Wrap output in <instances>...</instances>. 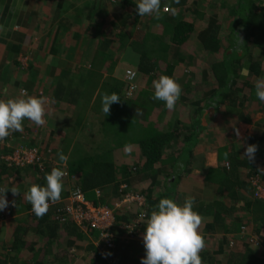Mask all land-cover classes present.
<instances>
[{
	"label": "trees",
	"instance_id": "trees-1",
	"mask_svg": "<svg viewBox=\"0 0 264 264\" xmlns=\"http://www.w3.org/2000/svg\"><path fill=\"white\" fill-rule=\"evenodd\" d=\"M97 1L117 5L113 11L123 14H127L132 9L135 11V15H133L135 21L140 22L136 10L137 0ZM222 5L223 10L220 9ZM165 6L168 9L172 8V11L181 13V15L182 13H186V15H182L183 19L176 22L178 20L175 18L179 16L164 14L163 8ZM214 10L217 12L220 10L222 17L228 16L237 19L233 24V30L226 33L223 38L220 35L222 34L221 24L216 25L217 16H213ZM160 11L163 13L160 20L162 19L163 25L168 28V32L164 34L166 43L161 48H156L146 35H141L138 40L135 39L134 45L136 47L134 46V48L139 55L138 70L141 73L153 74L152 72L164 58L166 63L162 75L172 77L176 81V77H174L175 65L171 64L169 59L170 52L175 51L172 48L182 50V48L187 47L194 51L196 49L194 46L198 47L200 43L202 50L209 51L213 55L211 61L205 62L209 67L203 73V82L211 79L217 86V90H213V96L220 100L214 104L216 110L228 101L227 111L239 122L250 124L252 116H250L249 111H246L244 102L246 99L247 101L251 100L250 104L254 101L259 102L255 95V85L251 84V80L262 73L264 64H251L249 60L251 56L248 50L240 51L239 48L244 47L245 44L254 46L255 42L264 39V0H161ZM188 14L203 22H210L209 26L204 32L200 31L202 27L196 30L193 23L184 20ZM155 19L158 20L159 18ZM123 34L125 32L121 31L120 35ZM155 39L157 41L158 37L155 36ZM106 52L105 49L99 51L95 57V63L102 66L104 63L114 65ZM184 62L185 60L181 61L182 65L186 64ZM190 64L192 65V63ZM243 67L249 69L248 77L240 75ZM182 68L184 69L183 66ZM22 70L36 74L31 65L26 68L22 67L20 71ZM87 73L89 79H87L88 82H85L86 86L89 85L90 88V85L96 81L97 85L101 84L102 89L100 91L94 89L91 94L89 93L87 101H91L93 93L97 92L98 94L95 101L88 102L84 107L83 111H88L85 116L71 120L70 124L68 121L54 128L52 133H59V137L56 138L53 135L51 139L57 142V147L51 152L49 145L44 149L37 147L42 166L37 164L23 168L15 167L7 162V158L12 155H5L4 148L0 147V187L5 190L15 188L18 193V195H14L9 191L6 194L8 207L0 211V217L3 215L5 219H8L22 214L23 209L31 210L30 203L26 199V193L32 185L46 186L45 176L50 174L53 168H58L57 164H64L58 158V153H63L68 157L67 163L64 164L68 177L62 181L63 191L60 200L65 201L75 188L80 189L86 197L90 195V192L98 190L99 195L93 199L94 205L97 208L113 211L121 225L117 232L118 225L110 228V231L114 233L115 246L109 250L105 243L98 242L95 245L89 241V237L92 239L95 237L94 234L97 233L95 230L77 228L69 222L60 224L59 221H55V210L63 208L62 204L61 206L57 204L48 208V211L41 217L32 213V215L21 218L25 220L24 226L21 228L15 226L11 242H6L0 253V264H51L49 261L55 254L49 248L53 244L56 245L62 235L64 242L70 246H72L71 244L74 245L76 241L82 244L84 242L87 252H90L89 255L92 257L91 264H141V259L145 256L143 233L151 212L155 210L160 199L170 198L174 200L175 194H173L172 189L177 182H171L173 177L179 181L189 176L197 167L196 164L199 163L198 159L193 156V150L200 142L201 134L206 128L203 127L199 119L198 110L196 115L188 120V123L184 124L179 119H174V121L165 124L167 115L173 112L179 114L182 110L181 106L170 111L165 106H160L162 101L159 103L157 100L149 98L148 100L159 106L155 109V111H160L158 113L159 119L148 122L145 124L142 133L136 134L133 125L138 120H135L133 114L139 111L134 107H142L147 112L143 101H146L144 97L148 98V91L142 93V95L144 94L143 101H136L132 98L133 101L131 99L123 100L120 97V90L102 83V71L90 70ZM185 87L186 85L183 83L181 85L182 91ZM88 90L85 92L81 88L79 93L83 96H77L71 102L79 106L81 99L87 97ZM113 93L117 94L121 101L113 104L110 113L106 115L102 111V97L105 94ZM137 94L135 99L140 98ZM153 94L154 92L150 95L153 97ZM263 106L264 103H260V107ZM145 127L152 130L150 135H146ZM19 136V143H21L19 148L29 149L40 144V138L43 135L37 134L34 137V135L30 136L26 133L19 135L12 132L3 141H14ZM42 144L44 145V143ZM249 145L257 146L255 158L251 161L244 157ZM132 146H136L138 149V161L126 163V149L129 150ZM218 159L219 163L225 162L216 168H210L206 178L208 180L215 178V183L221 186L220 192H226L235 201L236 190H241L247 194L252 193V196L257 192V188L264 191L263 132L261 135L251 136L243 141H233L230 146L220 148ZM148 179L151 183L144 190L139 189L138 193H135L144 198L143 206L132 204L128 207L116 208V205L120 204L125 196L134 194L131 189L141 186L142 182ZM237 198H239L238 195ZM254 201L253 204L251 203L252 210L249 209L251 208L249 206L244 209L248 210L243 211L244 216H239L241 211H236L237 204H234L230 209H222L216 212L212 224L207 226L205 233L211 234L212 230L225 225V214H233V227L225 228L223 232L225 234H239V240L232 238L233 247L229 246V248L233 249L234 245H238L237 243L242 240L250 249H255L253 251L243 249L246 251L244 256L229 252L219 264H264V198L256 197ZM235 215L239 217L236 218ZM21 219H12L7 224L6 222L0 223V228L3 230L1 237L5 235L6 226L16 225V222ZM124 227L128 229H124ZM129 228H132V232H129ZM243 229L247 233L245 239L241 237ZM121 235L124 237L118 240L117 238ZM41 242H43V247ZM225 242L227 245L230 244L229 241ZM203 250L199 253L202 264H214L213 257ZM224 250L221 247L218 255H221ZM109 252L112 255H109ZM104 254L107 256L105 257ZM47 258L49 261H46Z\"/></svg>",
	"mask_w": 264,
	"mask_h": 264
},
{
	"label": "crops",
	"instance_id": "crops-1",
	"mask_svg": "<svg viewBox=\"0 0 264 264\" xmlns=\"http://www.w3.org/2000/svg\"><path fill=\"white\" fill-rule=\"evenodd\" d=\"M116 6L97 0H0V99L26 98L27 96L47 98L44 106L45 123L37 126L34 122L24 120L23 131L14 132L19 135L26 133L30 136L34 135V137L37 134H42L40 144L32 147H41L44 149L49 145L51 152L52 149L57 147V142L51 139L52 136L59 137V133H52L54 128L68 121L70 124L71 120L85 116L88 111H83L84 107L88 102L95 101V97L98 94L97 92L95 94L93 93V97L90 99L91 101H87L89 93L91 94L94 89H98L99 91L102 89L101 84L97 85L96 81H94L93 85H90V88L89 85L86 86L85 82H88L87 79H89L87 78V72H90V70L102 71V83L120 90V97L123 100H126L124 97L126 87L124 78L126 71L132 70L137 73V95L140 98H133V100L143 101L144 94L142 95V93L148 90L154 92L152 82L162 75L166 61L162 58L161 65L160 63L158 64V67L152 72L153 74L141 73L138 70L139 55L135 51L134 46L136 47V45L134 44L136 42L135 39L138 40L141 35H146L156 48H161L165 45L166 38L164 34L168 32V28L163 25L162 19L160 20L164 12L162 13L160 11L159 16L150 15L146 18H144L145 16L140 17L138 19L140 22H138L135 21L133 16L135 15L134 10L131 9L127 14H123L113 11V8H117ZM220 9H224L223 5ZM172 10L171 8L169 13L164 14L168 16H179L180 18H175L178 20L176 22L183 19L181 17L182 15H186V13H182L181 15V13ZM211 13L213 14V12ZM214 15L217 16L216 25L221 24L222 34L220 35L223 38L226 33L233 30L231 28V25L234 23L231 20L233 17L230 18L227 16L230 19H227V17H223V19L220 10L218 12L214 10ZM155 18L159 19L156 20ZM184 20L194 23L200 19L188 14ZM209 24L210 22H204V26H202L200 31L204 32ZM195 29H199L196 24ZM121 31H124L125 34L120 35ZM155 36L158 37L157 41H155ZM253 45L245 44L244 47L239 49L240 51L244 49L248 50L251 56V59H249L251 64H264V39L255 42ZM194 48L196 49L192 53L195 51H202L203 53L209 52L202 50L200 43L198 47ZM102 49L107 50L106 55L111 57L114 65L104 63L102 66L95 63V57ZM172 49L175 51L172 50L170 52L169 59L170 63L175 65L176 73L174 77H176V82L181 86L183 83L182 81H178L177 77L179 73L186 72V70L182 69V66L186 67L187 65H182L181 61L185 60L184 54H190L191 50L187 47L182 48V50L177 48ZM24 58H26L27 66L30 67L31 65V68L34 69L33 72L36 74H31L30 71H20L23 67L22 60ZM184 63H186V60ZM207 67L209 65L196 61V59L192 65L190 64L189 72H187V76L190 79H184L186 87L181 95L182 98L180 97L182 110L177 116L178 118H174L180 121L183 120L182 122L185 124L189 122L188 120L192 116L196 115L197 110L199 112L201 111L200 113L198 112L199 119L206 130L202 132L201 140L193 150V156L198 159L199 163L196 164L197 167L189 176L179 181H176L173 177L171 182H177L172 189L173 194H175L174 201L176 203L182 205L186 199H192L194 201L193 210L198 212L202 218L198 231L205 242L209 241V243H214L212 247L208 248L206 254L213 257L214 264H219L229 252H234V254L239 253L244 256L245 250L253 251L254 249H250L241 240L233 249H230L229 245L226 244L225 241H231L233 239L239 240V234H225L223 232L225 228L230 229L233 227V214H225V225L217 227L214 231L212 230L213 232L211 231V234L205 233L207 226L210 223L212 224V219L216 212L222 209H230L234 204H237L236 211H241L239 212L241 214L239 216H244L243 211H248L244 210L245 208L249 206L251 207L249 209L252 210V204L255 202V198L252 196V193L247 194L241 190H236L234 196L235 201H233L231 196L226 192H220L221 186L215 183V178H212V180L206 178V174L210 168H216L222 162H225L222 161L219 163L218 150L222 147H228L231 144L224 143L225 145L220 146L205 145V138L211 123H208L207 126H204L203 123L206 117L211 122L218 119L220 113H223L226 117H233L236 119V124H238L235 125V138L237 140L234 141H243L245 137L243 139L238 138L236 136L237 132L242 136L250 133L249 137L261 135L262 132L264 133V106L261 108L260 103L257 101L250 104L251 100L247 101L246 99L244 102V107L247 108L246 111L251 113L255 110L250 114L252 118L255 116L254 119L251 118L250 124L239 122L236 117L227 111L228 101L224 102L216 110L214 104L220 100L213 96V90H217V86L214 82L212 83L211 79L203 82V73L206 72ZM257 77H264V69ZM257 77H254L251 82L256 81L258 79ZM187 80L189 81L187 82ZM81 88L85 92L89 89L88 95L85 98L86 100L81 99L79 106H77L75 105L76 103L71 101H74L77 96L80 97L82 95L79 93ZM23 90H26L28 93L26 97L22 96ZM198 105L199 107H196ZM251 107L252 111H250ZM134 109L139 111L133 114L135 120H138L133 125L135 126L136 134L142 133L145 124H148V122L159 119L158 113L160 111L155 114H148L142 107H134ZM174 114L175 112L172 113V116ZM204 115L206 117L201 119ZM170 116L171 114H168L167 118ZM185 118L187 121H185ZM19 138L20 136L14 141H1L0 147L4 148L5 155H12L15 152L19 144H21L19 143ZM261 145L263 146V144ZM126 151L129 153L133 151L132 154L130 153L133 156V161H138V149H136V146H132L129 150L126 149ZM150 183L151 181L148 179L142 182L141 186H136L135 189H131V192L137 195L135 193H138L139 189L144 190ZM237 195L239 198H237ZM123 207H128V205H124ZM199 209L201 210L199 211ZM235 216L236 218L239 217L238 215ZM114 217L115 223L113 227L119 226L116 230L117 232L121 228V225L117 221L115 214ZM14 231L15 227L12 228V233L10 235L7 234L5 238L6 231H4V237H1L3 230L0 228V253L6 242H11ZM84 232L86 234L85 230ZM94 235L95 239L89 237L88 240L96 245L97 243L93 241H98L97 236H99V233ZM123 237L124 235H121L117 239L119 240ZM40 244L42 247L44 246L43 242ZM71 245H67L64 242V236L62 235V238L56 245L53 244L51 248L48 247L55 255H53L51 261L48 258L46 261H49L51 264L92 263L91 256L89 255L90 252H87L84 242L82 244L76 241L74 245ZM221 247L225 249L221 253L222 256L218 255ZM66 252L70 253L71 256L76 255L77 257L72 259L69 257L67 259Z\"/></svg>",
	"mask_w": 264,
	"mask_h": 264
},
{
	"label": "clouds",
	"instance_id": "clouds-1",
	"mask_svg": "<svg viewBox=\"0 0 264 264\" xmlns=\"http://www.w3.org/2000/svg\"><path fill=\"white\" fill-rule=\"evenodd\" d=\"M136 10L139 17L150 15L159 16L161 0H137ZM163 12L169 13L170 9L168 12H165L163 9ZM22 61V66L26 68V58ZM240 75L242 77H248L249 69L243 67ZM152 85L154 88L152 98L164 102L167 110H174L177 101L182 95L181 86L174 78L161 75L158 79L153 80ZM137 93H135L133 98H135ZM255 95L260 103H264V77H259L256 80ZM120 101V97L115 93L110 95L105 94L101 101L103 113L108 115L111 106ZM46 102V97L33 96L7 100L0 99V141H3L12 132H22L24 120L34 122L37 126L43 125L45 123L44 106ZM237 135H239V132H237ZM256 152L257 146L249 145L244 157L248 161H251L255 158ZM58 158L60 162L67 163L68 157L63 153H58ZM7 162L11 164L9 161ZM64 164H57L58 168H53L51 173L45 176L46 186L32 185L30 187L26 193V199L30 203L29 206H31L30 211L23 209L22 214L9 217L8 219H5L2 215L0 217V223L3 224L6 222L7 224L12 219H20L21 216H29L32 213L37 217H41L48 211V208H52L57 204L58 206L63 205L64 201L60 199L63 191L62 181H64L63 177L66 175V167H64ZM15 167L23 168L20 166ZM9 191L14 195H18L15 188L5 190L3 187H0V211L8 207L6 194ZM97 192L98 190H95L96 197L98 196ZM86 200L94 204L87 197ZM49 203H51V206H49ZM193 209L194 201L192 199H186L182 205L170 198L159 200L155 206V210L151 212L147 220L143 233L145 256L141 259V264H202L199 253L204 249L205 241L198 231L202 218ZM55 221L57 220L55 219ZM72 224L76 226L74 223ZM12 225L10 224L8 226ZM76 227L80 228L78 226ZM97 237L98 241H95L96 243L100 242L99 236ZM109 255H112V253L109 252Z\"/></svg>",
	"mask_w": 264,
	"mask_h": 264
},
{
	"label": "built area",
	"instance_id": "built-area-1",
	"mask_svg": "<svg viewBox=\"0 0 264 264\" xmlns=\"http://www.w3.org/2000/svg\"><path fill=\"white\" fill-rule=\"evenodd\" d=\"M114 1V0H111ZM165 12H168L167 7L164 8ZM137 73L135 71L126 72V92L129 97H134L135 93L138 91L136 85ZM27 93L25 90L22 91V96L26 97ZM11 164L15 166L23 167L25 165H37L40 164L41 157L38 149L29 148V149H20L17 148L12 156L7 158ZM66 172V171H65ZM68 177V173L63 177V179ZM255 186V185H254ZM99 195V192H97ZM255 198H264V191L261 188H257V192L254 194ZM60 202V201H59ZM145 203L144 198L139 197L138 195L128 194L125 196L124 200L116 205V208H122L124 205L139 204L143 206ZM51 206V203H49ZM62 209L55 210V219L61 223L72 222L76 226L83 229L95 230L99 233L100 242L105 243V246L111 250L114 248V238L113 234L110 231V228L113 227L115 223V217L113 211L97 208L94 204L88 202L84 193L75 188L69 195V197L64 201ZM57 211V216H56ZM124 229H128L124 227ZM129 232H132V228H129ZM245 229L242 230L241 237L245 239L246 237ZM242 241V240H241ZM253 242V241H252Z\"/></svg>",
	"mask_w": 264,
	"mask_h": 264
},
{
	"label": "rangeland",
	"instance_id": "rangeland-1",
	"mask_svg": "<svg viewBox=\"0 0 264 264\" xmlns=\"http://www.w3.org/2000/svg\"><path fill=\"white\" fill-rule=\"evenodd\" d=\"M228 3V2H227ZM230 4V3H229ZM209 16H210V14H209ZM223 18V17H222ZM224 19V18H223ZM227 19H230V18H228L227 17ZM233 22H235V21H237V19H234V18H232L231 19ZM232 22V23H233ZM194 25L196 24V25H198V28L200 29L202 26H204V22L203 21H201V20H198V21H196V22H194L193 23ZM234 24V23H233ZM233 24L231 25V28H233ZM190 44V43H189ZM194 47H196V46H194ZM193 51L191 50V53L190 54H184V58H185V60H186V67H184V69L183 70H186V72L184 73H179V76L177 77L178 78V81H182V83H185V80L184 79H190L188 76H187V72H189V69H190V63H193L194 62V60L196 59V61H200V62H203V63H205V62H207V61H211V57H213V55H211V53L210 52H208V53H203L202 51H195L194 53H192ZM199 52H201V53H199ZM188 70V71H187ZM130 71H132V70H130ZM127 72V71H126ZM254 79V77L252 78V80ZM251 80V81H252ZM189 80H187V82H188ZM192 81V80H191ZM187 82H186V84H187ZM214 81H212V83H213ZM124 83H125V86L127 87V82H126V73H125V78H124ZM137 84V83H136ZM251 84L252 85H254L255 84V81H253V82H251ZM126 87H125V94H124V97L126 98V100H128V99H131V97L133 96H131V97H129L128 95H127V92H126ZM147 92V91H146ZM152 93V91L151 90H148V92H147V96H148V98L147 97H145L144 98V100H146V101H144V105L146 106L145 108L147 109V113H157L158 111H155V109L156 108H158L159 106H157L156 104H154L151 100H148L149 98H152V95H150ZM182 93H183V91H182ZM193 94H194V92H193ZM157 102H159L160 103V101H158L157 100ZM181 99H179L178 101H177V103H176V106L175 107H177V106H181L182 107V105H181ZM160 106H165L164 105V102H161V104H160ZM184 106V105H183ZM248 106H249V104H248ZM250 111H252V107L250 108ZM255 110H253L252 112H254ZM251 112V113H252ZM212 113V112H211ZM250 113V114H251ZM179 114H177V113H175L173 116H172V114H171V116L169 117V118H167L168 120L166 121H164V123L165 124H167V123H170L171 121H174V118H176L177 116H178ZM204 117H206L205 115L201 118V119H204ZM178 118V117H177ZM255 118V116L252 118V119H254ZM186 119V118H185ZM206 120L204 121V126H207V124L208 123H211L210 124V129H208L209 131L207 132V136H206V138H205V145L206 144H208V145H213V146H220V145H225L224 143H228V144H231L234 140H237L236 138H235V125H238V124H236V119H234L233 117H230V116H228V117H226V115H224L223 113H220L219 114V117H218V119H216V120H214V121H210L207 117L205 118ZM210 119H211V116H210ZM183 120H181V122H182ZM185 121H187V119L185 120ZM170 126V125H169ZM136 130V129H135ZM135 130H134V132H135ZM152 130L150 129V128H146L145 127V133H146V135H150ZM37 134V133H36ZM249 135H250V133H248V134H246V135H237L236 134V136L238 137V138H241V139H243V137H245V139H247V138H249ZM227 144V145H228ZM20 146H18V148H19ZM132 152L133 151H131L130 153L132 154ZM129 152H126V157H125V161L126 162H130V161H133L134 159H133V156L130 154ZM128 157V158H127ZM90 195H87V199L88 200H90V201H93V199H95V197H96V195H95V191L93 192H90L89 193ZM24 216H26V215H24ZM24 216H21L20 217V219L21 218H23ZM24 222H25V220L24 219H21V220H19L17 223H16V225H12V226H6L5 227V229H4V231H6V235H5V238L7 237V234L8 235H10L11 233H12V228H14L15 226H17V228L18 227H22V226H24ZM230 242V244H229V246L230 247H233V245H232V243H231V241H229ZM214 243H209V241H206L205 242V247H204V250H203V252H206L207 250H208V248H210V247H212V245H213ZM235 246V245H234ZM255 250V249H254ZM202 252V251H201ZM66 255H67V259L69 258V257H71V259L72 258H76L77 256L75 255V256H71L70 255V253H68V252H66ZM82 257H83V255H81ZM86 256V255H85ZM104 256H105V254H104ZM107 256V255H106ZM105 256V257H106ZM92 258V257H91ZM73 262H76V261H73Z\"/></svg>",
	"mask_w": 264,
	"mask_h": 264
}]
</instances>
